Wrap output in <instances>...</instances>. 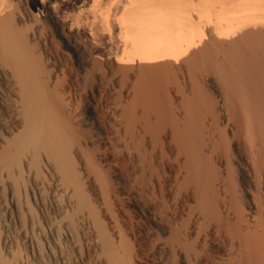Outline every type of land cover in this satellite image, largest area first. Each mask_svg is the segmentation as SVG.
I'll return each instance as SVG.
<instances>
[{"label": "bare ground", "instance_id": "1", "mask_svg": "<svg viewBox=\"0 0 264 264\" xmlns=\"http://www.w3.org/2000/svg\"><path fill=\"white\" fill-rule=\"evenodd\" d=\"M156 2L99 61L0 1V264H264V0Z\"/></svg>", "mask_w": 264, "mask_h": 264}, {"label": "rangeland", "instance_id": "2", "mask_svg": "<svg viewBox=\"0 0 264 264\" xmlns=\"http://www.w3.org/2000/svg\"><path fill=\"white\" fill-rule=\"evenodd\" d=\"M1 1V0H0ZM15 4L17 0H10ZM26 3L28 10L33 16L41 21L46 27L50 25L44 16L43 4L50 5L58 21L62 25V33L67 38L85 43L92 49L99 61L106 57L114 58L122 54V38H132L137 36L136 27L137 18L143 16L147 11L144 6H149L148 1L157 3L158 0H22ZM154 1V2H152ZM157 5V14L162 16V22L174 20L175 10H173L175 0H159ZM166 1V2H164ZM172 3H170V2ZM179 4L180 0H176ZM165 5L162 6V4ZM149 4V5H148ZM172 6V8L170 6ZM161 6V7H160ZM165 6V7H164ZM167 6L169 8H167ZM179 6V5H178ZM177 6V8H178ZM160 7V8H159ZM163 7V8H162ZM176 7V5H175ZM145 10H144V9ZM148 8V7H147ZM155 8V7H153ZM166 8V10L164 9ZM176 8V9H177ZM155 9V11H156ZM163 11H161V10ZM168 9V10H167ZM145 11L139 12V11ZM172 10V11H171ZM153 11V10H152ZM153 11V12H155ZM168 11V12H167ZM175 11V12H174ZM161 12V13H160ZM169 12H173L172 14ZM141 13V14H139ZM156 13V12H155ZM168 13V14H167ZM177 13V12H176ZM161 14V15H160ZM157 15V16H158ZM170 17H173L172 19ZM165 18V21L164 19ZM168 18V19H167ZM159 19V18H158ZM160 20V19H159ZM167 30L160 31L166 36ZM159 34V36H162ZM211 35V36H210ZM213 33H208V37L213 38ZM58 40V48L68 58L72 59L73 68H77L78 60L73 53L65 46L62 35H55ZM111 39V40H110Z\"/></svg>", "mask_w": 264, "mask_h": 264}]
</instances>
